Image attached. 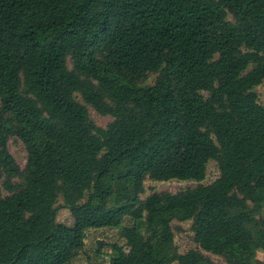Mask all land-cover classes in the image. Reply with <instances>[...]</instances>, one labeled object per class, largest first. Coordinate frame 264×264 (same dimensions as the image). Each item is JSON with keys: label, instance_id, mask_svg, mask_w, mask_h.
I'll return each instance as SVG.
<instances>
[{"label": "trees", "instance_id": "1", "mask_svg": "<svg viewBox=\"0 0 264 264\" xmlns=\"http://www.w3.org/2000/svg\"><path fill=\"white\" fill-rule=\"evenodd\" d=\"M263 80L264 0H0V264H68L103 227L126 245L108 264H216L177 252L173 219L227 264H264ZM209 160L213 182L140 198L146 177L201 181Z\"/></svg>", "mask_w": 264, "mask_h": 264}, {"label": "rangeland", "instance_id": "2", "mask_svg": "<svg viewBox=\"0 0 264 264\" xmlns=\"http://www.w3.org/2000/svg\"><path fill=\"white\" fill-rule=\"evenodd\" d=\"M69 68L72 67L71 61L68 60ZM251 66H249V69ZM157 76L156 72H149L146 76L139 81L141 85H151L154 83ZM252 90L257 96V102L264 106V80L254 86ZM75 98L81 101L79 94H75ZM89 118L97 126L105 128L107 124L112 120L110 116H103L88 107ZM8 149L11 155L14 157L18 166L22 169L26 162L27 152L24 148L23 143L16 137H10L8 140ZM185 154L183 148H179L175 159L180 160ZM219 175V170L214 160H209L206 165L205 177L201 181L194 180H177L170 179L166 181H158L146 177L143 181V192L140 194V198L144 199L146 196L153 192H171L175 193L188 188H193L199 184H209L213 182ZM13 182L17 185L22 183L21 178H14ZM2 194L8 195V191L4 188L1 182ZM63 203L62 198L59 196L56 200L55 205ZM57 223H63L66 225L73 224V218L68 209H60L55 217ZM131 220L129 217H124L121 225L130 224ZM191 220L178 221L173 219L171 225L173 227V242L178 253H185L189 250H197L208 256L216 264H227L221 256L214 255L210 252L203 251L198 243L194 241V233L191 229ZM120 227H103V228H88L84 233V244L79 249L76 255L69 261L68 264H108L110 255V246L113 243L119 245H125V241L120 236ZM258 260H264V252L258 251L256 253Z\"/></svg>", "mask_w": 264, "mask_h": 264}]
</instances>
